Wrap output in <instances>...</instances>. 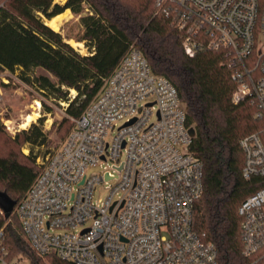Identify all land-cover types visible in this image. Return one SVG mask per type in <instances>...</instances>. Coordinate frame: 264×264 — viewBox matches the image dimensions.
Wrapping results in <instances>:
<instances>
[{"label": "built area", "instance_id": "obj_1", "mask_svg": "<svg viewBox=\"0 0 264 264\" xmlns=\"http://www.w3.org/2000/svg\"><path fill=\"white\" fill-rule=\"evenodd\" d=\"M156 2L186 27L188 55L202 45L225 49L238 81L233 100L250 98L264 116V0ZM73 121L66 138L37 157L38 175L15 206L38 256L76 264H221L215 243L194 224L205 172L191 150L185 104L134 45ZM4 123L18 131L12 120ZM240 145L243 177L264 176V139L252 133ZM102 161H112L114 171L88 175ZM112 180L109 195L95 200L97 186ZM239 214L248 264H264V187L242 202ZM3 235L1 228L0 264H18Z\"/></svg>", "mask_w": 264, "mask_h": 264}, {"label": "trees", "instance_id": "obj_2", "mask_svg": "<svg viewBox=\"0 0 264 264\" xmlns=\"http://www.w3.org/2000/svg\"><path fill=\"white\" fill-rule=\"evenodd\" d=\"M68 8L81 16L84 32L77 40L85 42L88 54L78 51L43 19ZM186 35L180 18L174 12L166 13L156 0H66L64 4L0 0V73L16 75L20 70L17 78L41 92L47 112L55 111L48 99L63 106L65 116L57 134L63 141L74 126L70 119L84 113L134 45L152 71L176 87L186 107L187 125L195 128L191 150L202 159L205 172L204 191L195 205V228L215 243L221 264H248L251 258L243 251L239 207L264 187V176L243 177L245 155L240 141L252 133L264 139V116L256 115L250 98L233 100L238 81L226 61L225 49L202 45L190 56L183 47ZM35 68L48 74H34ZM72 90L76 94L72 95ZM53 142L38 123L12 136L0 121V193L17 203L35 181L39 172L36 159L42 154L32 147L24 153L23 146L47 145L49 150ZM15 206L7 216L5 208L10 209V204H0L2 241L11 259L26 257L30 264H76L55 254L38 256L22 234Z\"/></svg>", "mask_w": 264, "mask_h": 264}, {"label": "rangeland", "instance_id": "obj_3", "mask_svg": "<svg viewBox=\"0 0 264 264\" xmlns=\"http://www.w3.org/2000/svg\"><path fill=\"white\" fill-rule=\"evenodd\" d=\"M55 3L64 4L66 0H54ZM85 14V13H83ZM44 21L46 17H43ZM61 32L65 39L70 42V40L78 41L77 38L82 36L84 32V25L81 21V16L74 14L71 9L69 16L63 19V22L60 28L57 30ZM83 45L80 47L78 45H73L78 51L82 54H88L89 49L86 46L85 42H82ZM82 50V51H81ZM20 72V70L16 71V75ZM34 74H48L45 70L41 68H35L33 70ZM15 74H11L8 71H3L0 73V121L3 123L5 130L10 135L14 136L15 133H12L6 128L4 121L12 120V124L16 129H27L33 123H38L43 131L47 134V136L53 139V144L51 147L56 146V143L60 144V140L57 139V134L59 133V128L61 127V121L65 116L63 106L58 107L53 104L51 99H48L47 102L55 108L54 113H49L45 110V106L42 105V94L37 89L30 87L29 85L19 81ZM10 79V86L3 87L2 83H7L4 79ZM51 77L55 79L52 75ZM72 95L76 94V91L72 90ZM62 105L66 106V102H62ZM39 113V115H35V118L30 122L27 127H21V124L26 120V117L29 113ZM45 119L43 122L40 121L41 117ZM155 117L152 118L154 120ZM70 121L73 123V119L71 118ZM123 121H119V125H121ZM117 128L114 130V134L117 132ZM16 129H14L16 131ZM17 132V131H16ZM34 148L36 153H43L47 150L49 146H42V145H34L27 143L23 146L24 153H29V148ZM124 159V155H123ZM107 170L113 169V162L112 161H102L95 166H90L87 170L88 175L92 174H103ZM116 180H112L108 183L103 185L97 186L95 189V200L100 198H105L109 195L110 189L109 186L114 185ZM18 264H30L29 260L26 257H20L18 259Z\"/></svg>", "mask_w": 264, "mask_h": 264}, {"label": "bare ground", "instance_id": "obj_4", "mask_svg": "<svg viewBox=\"0 0 264 264\" xmlns=\"http://www.w3.org/2000/svg\"><path fill=\"white\" fill-rule=\"evenodd\" d=\"M69 13H70V9L68 8L64 12L59 13V14L53 16L52 18H46L45 23L57 31L60 28V26L63 22V19L67 18V16H69ZM70 43L72 45H78L80 47L83 45V43L81 41L70 40ZM35 115L37 116V115H39V113H37V112L29 113L28 116L26 117V120L21 124V127H24V128L27 127L30 124V122L35 118Z\"/></svg>", "mask_w": 264, "mask_h": 264}, {"label": "water", "instance_id": "obj_5", "mask_svg": "<svg viewBox=\"0 0 264 264\" xmlns=\"http://www.w3.org/2000/svg\"><path fill=\"white\" fill-rule=\"evenodd\" d=\"M132 121H134V119H132ZM190 131H191L192 135H195V132L196 131H195V128L194 127H192L190 129ZM0 204L3 205V206H4V204L5 205L10 204V209L5 208V210L7 211V216H9L10 215V211L13 209V207L16 204V201L12 202V201H10L9 196L6 193H0Z\"/></svg>", "mask_w": 264, "mask_h": 264}]
</instances>
